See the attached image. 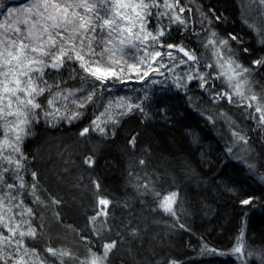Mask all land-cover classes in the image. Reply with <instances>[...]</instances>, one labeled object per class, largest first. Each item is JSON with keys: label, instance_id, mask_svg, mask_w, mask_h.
I'll use <instances>...</instances> for the list:
<instances>
[{"label": "trees", "instance_id": "16d2710c", "mask_svg": "<svg viewBox=\"0 0 264 264\" xmlns=\"http://www.w3.org/2000/svg\"><path fill=\"white\" fill-rule=\"evenodd\" d=\"M196 2L204 12L212 7L217 15L222 14L219 22L212 17L214 29L218 34L229 32L240 38L241 43L233 47L242 59L252 62L264 57V46L256 44L241 22L236 0ZM23 4L24 0H0V13H3L0 20L5 18L8 9ZM189 30L172 29L171 38H165V43L178 45L183 41L198 47L187 40ZM244 48L249 49L247 54ZM72 71L80 69L73 67ZM257 72L256 77L260 78L264 89V67L256 68L255 74ZM143 81L131 77L127 88L124 84L119 88L124 87V93L134 95L132 103L143 104L147 117L138 110L129 113L111 138L104 140L91 132L80 136L82 123L68 127L52 126L43 121L33 124L32 135L22 144V151L28 157L24 177L26 189L30 191L31 173L39 174L36 195L43 203L35 206L34 226L42 238L29 239L28 245L43 252L45 242L55 244L59 241L65 245L63 235H67L70 251L76 257L74 261L65 258L67 264L89 260L92 250L89 251L78 227L87 222L86 212L92 210L93 190L98 184L102 196L116 195L118 202L125 206L120 208V221L109 239V243L122 239L123 244L118 242L116 253L113 249L103 264H171L172 261L228 264L218 256L200 255L199 244L205 242L219 250L228 249L225 247L232 245L242 228L248 246L264 254V184L234 159L222 157L218 137L212 133V125L196 102V98L201 101L203 92L196 88L165 87L156 99L150 95L143 101V96L138 98L140 89H147ZM89 107L99 111L95 103ZM133 134L137 136V149L130 151L127 141ZM262 152L259 156L262 164L258 169L264 174ZM88 157L94 160L91 168L84 163ZM142 159L146 161L144 165L139 163ZM169 191L184 195L187 211L193 215L191 232L179 234L170 228L166 231L163 224L153 221L150 202ZM53 198L61 203L53 205ZM32 199L28 195L25 202ZM244 199L254 202L243 205ZM57 209L63 220L57 219ZM132 229L137 230L136 237L126 234ZM163 237L170 241L169 247L160 244ZM131 242L138 248L127 244ZM124 243L126 247L122 246ZM50 262L59 264L53 258L48 260Z\"/></svg>", "mask_w": 264, "mask_h": 264}, {"label": "snow or ice", "instance_id": "6c2138e0", "mask_svg": "<svg viewBox=\"0 0 264 264\" xmlns=\"http://www.w3.org/2000/svg\"><path fill=\"white\" fill-rule=\"evenodd\" d=\"M180 2L181 0H175L174 3L164 0L161 5L160 0H24L23 7L8 9L5 22L0 25V264H48L49 258H53L59 264H67L65 258L71 261L76 258L75 254L67 249L58 250L48 247L42 252L27 243L29 239L34 240L38 236L37 228L34 226L37 214L35 206L43 202L36 195L37 172L31 173L33 181L31 190L26 189L24 172L28 157L22 151V144L32 135V126L37 122L39 112H43V117L49 124H54L57 120L71 122L80 119L84 113L76 111L70 116L62 115L57 106L58 102L65 105L72 103L77 109H83L86 105L94 103L96 96L93 90L77 103L76 92L82 94L85 89L66 91L61 88L62 80L50 84L45 79L48 75L46 69L54 70L59 74L69 64L78 63L86 73V76L81 77L82 81L92 77L99 82L100 87H107L113 82H123L122 77L125 75L123 67L119 72L114 69L127 55L126 48L136 49L137 53L143 52L135 67V72L141 80L149 76V71L163 75L160 68L166 65L161 61L167 56L173 68L179 65L189 67L188 72L185 73L186 80L184 77H179L174 81L177 88H186L188 82L199 81L202 90L214 92L210 81L222 79L228 90L215 92L211 96L212 101L219 102L226 99L228 104L239 106L250 100L247 109L254 108L255 111L246 110L247 118L256 120L258 128H264V95L253 94L250 98L245 96L244 89L252 83L249 77L252 76L253 69L244 67L238 62L237 53L231 46V41L240 44V38L233 33H229L227 38H220L213 30L212 17H215V22H219L223 19L222 14L217 15L212 7L207 12L200 8L195 9L200 16L197 21L200 30L198 32L193 30L192 35L199 37L203 33L208 37L207 41L202 43L204 48L211 47L213 50L214 60L207 65L212 71L205 73L196 68V65L201 64V57L196 55L195 50H189L183 41L178 45L165 43V38H171L173 26H183L185 30L188 29L194 10L192 7H180ZM237 2L245 26L257 35L258 43L264 46V28L248 22L253 14H257V19H264V0H237ZM186 11L190 14L187 19L183 15ZM13 16L16 18L15 24L12 23ZM153 17H156L160 24L167 20L169 26L149 31ZM173 50L183 53L187 59L179 57ZM153 51L155 55H152ZM243 52L247 54L249 49L244 48ZM177 60L179 64L175 63ZM152 62L158 64V67L154 68ZM105 64L110 69L107 72H102L99 67H92V65ZM252 64L256 68L264 67V57L253 60ZM140 65H146L149 71H142ZM217 69L219 71H216ZM168 70L172 71V68ZM213 72H216L215 76ZM234 82L235 86H233ZM96 86L89 85L93 89ZM46 93L49 95L47 108L50 109L47 111L38 102ZM237 96L241 98L239 102L236 100ZM126 100L127 98L122 97L120 102L115 104L120 110L118 116H126L138 110L147 117L143 104L125 102ZM112 106L113 102L109 101L105 112H108ZM103 115L104 113H101L92 121L91 130L103 134L104 128L101 127V122L119 123V120L112 116L107 121H101ZM220 116L225 118L230 126L234 125L235 122L227 116V113L222 112ZM89 131L90 128H84L80 136H86ZM232 135L237 141H243L245 144L249 142L238 131H234ZM136 141L137 136L129 140V146L133 150L136 148ZM228 151L231 152L232 149L229 148ZM84 163L91 168L94 160L88 157ZM139 163L144 165L146 161L142 159ZM96 187L99 188V185L97 184ZM28 195L33 199L26 203ZM177 195L172 193L171 197H166L159 207L175 216L172 204L176 202ZM253 202L252 199L241 201L243 205ZM51 203L59 205L61 201L53 198ZM99 203L104 206L103 210L91 217L92 222H95L100 215H108L106 209L109 201L100 200ZM57 219H60L59 214ZM179 227L183 229L186 226L180 224ZM126 234L136 237L138 232L132 229ZM243 234L241 229V236L237 237L238 246L233 249L235 253L242 251L240 240ZM97 235H99L98 231ZM117 235L121 237V234ZM117 243V240L105 243L102 257L91 253V258L80 261V264H103L109 253L117 247ZM89 251L91 252V249ZM202 251L215 252L213 249H208L207 245L203 246ZM171 264L178 262L172 261Z\"/></svg>", "mask_w": 264, "mask_h": 264}, {"label": "rangeland", "instance_id": "374dc122", "mask_svg": "<svg viewBox=\"0 0 264 264\" xmlns=\"http://www.w3.org/2000/svg\"><path fill=\"white\" fill-rule=\"evenodd\" d=\"M163 2L164 0H160L161 5H163ZM169 2L174 3L175 0H169ZM236 3L238 4V2ZM21 7H23V5L14 7L13 9H17ZM180 7H185V8L192 7L194 10L193 13L191 14L192 18L191 20H189L188 28H190V30L187 33L188 39L187 38L186 39L187 40L190 39V41H192L193 43L195 42L198 47L187 44V43H184V44L187 45L189 50H195L196 55L198 57H201V64L196 65V68H198L199 71L205 72V73L212 71L211 69L207 67V65L212 63L214 60L213 50L211 47L207 49L204 48L203 43H202V41L206 42L208 37L203 33H201L199 37L192 35L193 30L197 32L200 30V26L197 23V21L200 19V16H199V13L195 11V9L199 8L198 3L196 2V0H181ZM153 11H155V9H153ZM161 11H163V7H161ZM239 14H240L239 17L241 19L243 26L246 27L245 23L243 22V17L241 16L240 10H239ZM7 15L8 13L6 14V16ZM183 15L187 19L190 14L186 11ZM11 19H12V23L15 24V19H16L15 16H13ZM4 22H5V18L1 19L0 25H2ZM248 22L250 24L254 23L258 25L259 27L264 28V19H257V14L251 15ZM168 26L169 25H168L167 20H164L163 23L160 24L157 18L153 17V20L151 21V26L149 27L148 30L153 31L157 29L158 27L167 28ZM246 28L247 30H249L248 27ZM172 29L184 30L183 26H173ZM249 32L255 39L256 44L260 45L258 43L257 35L253 31L249 30ZM228 34L229 32L219 33V37L227 38ZM233 44H236V42L231 41L232 49L235 51ZM157 50H159L158 46H157ZM125 51L127 55L124 56L122 63L116 66V68L114 69L115 71L119 72L121 67H123V71L125 73V75L122 77L123 82H113V83L108 84L107 87H100L99 82L95 81V79L92 77H88L86 81H82L81 77L86 76V73L83 72V70L79 67L78 63L69 64L66 68L62 69L59 74H57L54 70L46 69V71L48 72V75L45 77V79H47L50 84L53 83V81L59 83L62 80L63 83L61 84V88L66 91H75L81 88L85 89V91L82 94L80 92H76L77 103L79 102V100L84 99L90 93H92L93 90H95L96 96L94 97V103L97 106H99V111L95 112V108L89 107V105L92 103L86 105V107L83 109H77L72 103H68L67 105H65L64 103L58 102L57 106L60 108V113L62 115L70 116L72 115L73 112H76V111L83 112L84 115L81 116L80 119L78 120H73L71 122H69L68 120H57L54 124H50V125L52 126L65 125L66 127H68L70 126V124L72 125L80 124L81 125L82 123V126H83L82 130L84 128H90L89 132L93 133L94 135L104 140L111 138L114 134L116 127L122 122L123 118L125 117V116L117 115V113L120 110L115 106V104L120 102V98L122 97L127 98L125 102L132 103L133 97H134V95H132L129 92L124 93L125 92L123 89L124 87H122L121 89L119 87L124 84L125 87L127 88V83L131 77H136L138 81H142L139 78V75L136 74L135 67L137 66L140 56L143 55V52L141 51L137 53L136 49H133V48H126ZM173 51L179 57L183 59H187L186 57L183 56V53L175 52V50ZM133 54H135V58H133ZM152 55H155V51L152 52ZM237 56H238L239 63H241L244 67L253 69V74L251 77H249L252 83L244 89L245 96L250 98L253 94H256L258 96L264 95V89L262 87L263 85H261L262 82L260 78L256 77L258 72L255 74L256 68L254 67L256 66H254L252 62H248L242 59L239 53L237 54ZM161 62L166 65V67L160 68V72H163V75H159L157 73H153L149 71L146 65H140V68L142 69V71H149V76L143 79L144 86L147 89H142V90L140 89L138 98H142L143 96V101H144L148 96L153 95L152 98L156 99L157 95L161 94L165 87H171L175 90L176 89L187 90V89L196 88L198 89L197 91H202L203 96L200 99L201 101H199L196 98V102L199 108H201V113L205 116L208 122L212 125V130H211L213 131L212 133L214 134L215 137H218L217 144L219 146V149L223 152L222 157L227 160L234 159L239 164H241L246 169V171H248L250 174L255 176L257 179H259L264 184V174H262V172L260 173L258 169L259 164H262V162L259 160V156L261 153H263L262 151H264V148H263L264 142H262V140L264 139V128H258L256 120L247 118V111H253V112L255 111L254 108L247 109V103L250 102V100L242 104H239V106L237 104H233V105L228 104L226 99L223 101H219V102H213L211 99V96L214 95L215 92L228 90L226 84L222 82V79H212L210 81V84L214 87V90H215L214 92L202 90L199 87V81L188 82V86L186 88H177L174 81H176L179 77H184L185 80L187 79L185 73H187L189 70L188 65H179V67L173 68V64L172 62L168 60L167 56H165L164 60ZM175 63L179 64V61L177 60ZM152 66L155 68V67H158V64H156L155 62H152ZM73 67H78L80 71L79 72L72 71ZM92 67L93 68L99 67L102 72H107L110 70L106 64L105 65H92ZM169 68H172V71H169L168 70ZM216 71H219V69H217ZM215 75H216V72H213V76ZM153 81H156V82L154 83ZM214 83H216V85ZM90 84H95L97 86L95 87V89H93L92 87H89ZM233 86H235V82ZM197 91L195 93H197ZM48 99H49V95L46 93L44 96L40 97L38 100V102L44 106V110L46 111L50 110L47 108ZM236 100L239 102L241 98L237 96ZM109 101L113 102V106L109 109L108 112H105V109L108 108ZM222 112L227 113V116L230 117L231 120L235 122L234 125L230 126L228 121L225 118L220 116V113ZM101 113H104L103 117H101V121L109 120L110 116L119 120L118 124H112V123L104 124L101 122V127L104 128L103 134L100 131L91 130V127H90L92 126V121L95 120L96 117L100 116ZM37 121H43L44 123L49 124L43 117V112H39V117ZM234 131H238L241 133V135L245 136L246 139L249 141L248 144H245L243 141H237L236 138L232 135ZM133 136H135V134H133L127 141V146L130 151H135L137 149V145H136L135 150L131 149L129 146V140ZM229 148L232 149L231 152L228 151ZM93 192H94L95 203L93 204V207L91 208L92 210H89L86 212L87 217H88L87 222H84V224L78 227V232L83 234V237L85 238V242L87 246L90 247V249L92 250V253H95L96 255H99V254L102 255L104 253V244L109 243L111 234L114 231V228L117 226V222L120 221L119 220L120 208L125 207V206L118 202V198L116 197V195H111L109 198L102 196V194L99 193L98 188L96 186H94ZM172 193L178 194L176 197V202L172 204V208L176 213L175 216H173L170 213L165 212L161 207H159L165 201L166 197H171ZM183 198H184V195H182V193H180L179 191H169L167 194L160 196L158 199L154 201H151L150 207H151V215L154 216L153 221H156L155 223L159 222L163 224V227L165 228L166 231L167 229L170 228L171 230H174L178 232L179 234H182L185 232H191L193 215L188 213L187 205L185 203L186 201ZM100 200L109 201V204L106 209L108 215L107 216L100 215L99 217H97V220L95 222H92L91 217L96 216L98 212H101L103 210L104 206L100 205L99 203ZM58 214L60 216V219L63 220V215L61 211H58ZM180 224H184L186 227L182 229L179 227ZM97 231L99 232V235H97ZM85 233H87L90 237L86 236ZM243 233H245L244 229H243ZM240 236H241V229L238 232V234L235 235L234 241L232 239L233 241L232 245L225 247L228 249H224V250L216 249L215 247L210 246L209 244L205 242L204 244H199V253L201 252L200 255L205 256V257H209L211 255L221 257V259L228 261L227 262L228 264H252V263L253 264H263L264 254L248 246V243L246 242L245 234H243L240 240V245L242 246L241 253H235L233 251V249L238 246L237 237H240ZM41 238H42V235L41 236L38 235L36 240H40ZM63 239L65 241L64 242L65 245H63V243L59 241L55 242V244H51L50 242H45L43 248L46 249L48 247H51V248L58 249V250L59 249L70 250L71 242L69 241L70 240L69 237H67V235H63ZM138 240H139V237H138ZM123 241L124 240L122 239L118 240L120 244H123ZM152 241H155V240H152ZM160 242H161L160 244H163L169 247L170 241L168 240L166 241V237L165 238L163 237V240ZM127 244L130 246H134V248H138L134 244V242H131L132 245L130 243H127ZM204 245H207L208 249L215 250V252L213 253L211 251H208V252L202 251ZM122 246L126 247V244ZM117 249L118 248H115V253ZM49 259H52V258H49ZM48 264H52V263L50 262Z\"/></svg>", "mask_w": 264, "mask_h": 264}]
</instances>
